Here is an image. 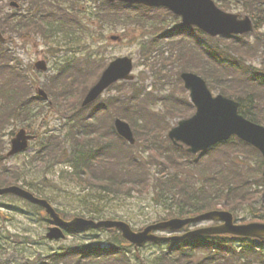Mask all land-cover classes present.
<instances>
[{
	"label": "trees",
	"instance_id": "16d2710c",
	"mask_svg": "<svg viewBox=\"0 0 264 264\" xmlns=\"http://www.w3.org/2000/svg\"><path fill=\"white\" fill-rule=\"evenodd\" d=\"M20 1L30 5L14 29L21 39L38 32L47 38L48 33L53 31L51 20L57 19L56 14L69 19L67 8L61 4L56 9L35 11L34 5H40L43 0ZM77 1L70 3L75 7ZM245 1L264 4V0ZM46 2L51 4L49 0ZM99 9L101 13L95 14L92 24H96V20L101 23L124 22L136 30H143L144 34L150 33L141 42L137 66L146 63L154 77L167 69L172 72L176 69L177 74L181 70H196L209 80L212 87L237 98L246 117L264 124V69L245 65L244 57L255 51L249 47V42L241 41L242 38L232 41L212 39L194 29L197 36L193 38V45L188 37L192 35L191 29L181 24L168 28L166 19L156 18L159 9L107 2H103ZM164 12L172 19L177 18L168 11ZM117 14L119 18L115 16ZM71 21L77 22L78 29H81V19L74 15ZM177 37L182 39L177 40ZM198 48L201 54L206 55L201 67L196 61ZM167 50L169 56H165ZM84 56L82 62L76 59L64 61L55 76L44 82L51 99V104H46L42 97L34 93L36 82L32 67L25 68L17 53L10 51L8 45L0 44V134L9 123L30 126L39 113H43L45 119L58 115L62 122L59 131L44 134L49 139L43 145L44 157L46 160H68L73 169L71 179L106 194L121 193L129 197L134 191L144 194L152 188L155 202L165 207L167 216L193 215L216 209L220 204L236 212L248 204L254 211L252 219L264 221V192H252L255 189L252 182L232 174L227 165L219 164L218 168H214L209 163L198 167L201 164L199 161L194 167L195 180L191 176H178L176 165L182 157L181 150L172 146L166 138L168 126L165 114L174 112L178 118L188 117L194 111L191 104H187L188 108L177 106L170 97L154 96V91L148 92L145 85L132 81L115 86L114 94L87 109L80 108L79 99L104 67L103 62L99 63L92 53ZM75 90L77 93L73 95ZM161 101L165 109L155 110L152 104ZM115 116L131 122L139 143L141 141L144 145L142 150H139V144L134 147L115 144L112 137L115 136L112 123ZM105 122L109 124L108 130H105ZM107 137L108 141L103 143ZM230 144L246 146L239 140ZM1 156L0 162L3 152ZM5 183V176H0V185ZM253 197L256 200L251 201ZM109 233L111 236L108 234L106 240L103 238L107 245L104 247L101 241L94 240L97 244L68 245L60 252L50 255L42 252V255L51 257L52 264H139V260L145 264L140 255H130L131 245L118 230L112 229ZM151 244L161 250L155 254L153 264H264V241L258 239L201 235ZM39 260L31 263H47L46 259L44 262Z\"/></svg>",
	"mask_w": 264,
	"mask_h": 264
},
{
	"label": "rangeland",
	"instance_id": "374dc122",
	"mask_svg": "<svg viewBox=\"0 0 264 264\" xmlns=\"http://www.w3.org/2000/svg\"><path fill=\"white\" fill-rule=\"evenodd\" d=\"M9 1L10 0H0V17L4 16L5 12H12ZM56 1L63 4L68 3V1L65 0ZM77 3L75 15H81L86 19H88L86 14L98 13L100 11L99 6H103L102 0H78ZM232 8L233 12L240 14L244 13L242 5L237 2H233ZM4 18L5 17H2V20L6 23L7 20ZM70 21L71 20H69L68 23H70ZM58 29H56L57 31L55 32H51L48 38H32V40L27 43L26 49L20 48L21 46L17 45V50L21 54L20 56L25 60V63H31L32 69L38 60L45 59L49 64L48 72L50 73L52 68L57 66L59 61H63L66 56L82 55L86 50L90 49V51H92L91 48H96L95 50L101 61L123 55H130L136 61V59H139L140 42L144 38H147V34H144L141 29L136 30L132 28V26L128 27L126 25L115 26L113 23L103 25L98 22L95 27L87 29V32L81 31V34H75L69 30L60 32ZM102 30L104 34L103 38L97 35V32ZM92 31L94 32L95 38L91 35ZM262 31H264V27ZM112 35H123V37L119 41H113L111 39ZM101 43L106 44L102 46ZM254 62L257 65L263 63L264 52H262L259 58L255 59ZM142 68L143 66L138 69L136 68L135 74ZM41 76L42 78H40V80L43 81L44 75ZM33 78L35 79L36 77L33 75ZM113 93L114 91L110 94ZM57 122L58 120L56 117L47 121V119H43L42 116H39L32 121V127L30 128L34 129L32 131L40 130L42 133H46L47 131H58ZM175 122L176 121L173 123ZM19 126H17L16 123L5 125L3 137L0 139L1 142L5 143L4 150L9 149V143L12 137L9 132L14 128V132L17 131L20 128ZM39 146L40 143L38 140L23 154L7 158L5 164L9 166L10 169H17L21 172V178H19L20 184L31 186L35 184L38 185V190L48 195L52 199L53 205L59 208L60 211L71 212L78 216L82 214L86 217L94 215L103 218L114 217L123 219L128 221L136 229L142 228L143 226L145 227L147 224L154 222L166 211L163 205H157L154 202L152 192H148L142 197L135 195L127 197L120 193L113 195L106 194L100 198L98 190L83 184L78 185L71 181V178L68 176L70 173L67 174L64 172L63 175L68 177V179L64 178L61 175V170L66 169L65 163H53L50 165L41 163L39 161L40 155L36 154V150ZM37 157L38 160H35ZM5 178L6 181L10 180L7 176H5ZM46 178L48 181H46ZM254 200L256 199H252L251 201ZM0 202L4 203L0 205V212H7L12 216L7 223H2L3 217H0V237H6L9 233L14 235V241H10V239L7 241V243L14 245L13 252L9 250L11 257L13 258L14 254H17L14 264H25L30 254L34 255L37 250H44L45 252L46 248L47 250L49 248L58 249L63 242H70L73 238V235H71L68 239L66 238L67 240L64 239L63 241H45L43 240V236L47 232V220L42 217L39 211L18 199L14 200L6 196H0ZM253 212L254 211L249 207H244L238 211V219L240 221L247 220L253 216ZM209 224L210 222L205 221L196 225V227ZM26 234L32 236L33 242L31 240L28 242L25 241L24 235ZM163 234H168V232ZM74 237L77 239L83 238L81 235H76ZM0 245L5 248L3 239H0ZM158 251L159 250L155 246H151V244L141 249V253L144 254V259H146L149 264H151V260ZM22 255H24L25 259L21 258ZM6 257H8V255L4 256V258Z\"/></svg>",
	"mask_w": 264,
	"mask_h": 264
},
{
	"label": "water",
	"instance_id": "95a60500",
	"mask_svg": "<svg viewBox=\"0 0 264 264\" xmlns=\"http://www.w3.org/2000/svg\"><path fill=\"white\" fill-rule=\"evenodd\" d=\"M116 1V0H109ZM128 3H142L149 6H165L170 8L176 14L183 17L184 24H195L206 32L217 34L243 33L253 29L252 22L249 17L239 20L237 15L228 14L220 10L212 0H119ZM14 4V3H13ZM115 38V37H113ZM0 39H3L0 30ZM39 69H46L44 61L36 64ZM133 70V60L130 57H120L113 61L104 71L99 82L94 85L88 92L84 105L94 101L104 90H106L113 82L118 79H133L131 75ZM183 79L186 86L192 90V98L197 105L196 114L188 119L179 122V125L172 128L169 136L175 143L183 141L191 146L189 151L198 152L205 149L218 141L228 139L232 134H237L241 138L253 143L259 147L264 153V127L246 120L238 112V103L223 97L222 95L214 98L209 92L205 81L193 73H183ZM46 96L45 92L39 91ZM116 126L119 132L135 142L130 125L116 120ZM32 136L27 135L25 129H21L16 137L12 140L11 154H15L24 150L28 146V140ZM15 192L28 199L40 203L51 214L58 224L68 226L74 229H86L89 227H119L123 230L125 237L143 243L146 240L155 239L151 234L153 229H179L188 222L202 219H218L223 220L224 224L217 227L201 229L192 234L197 233H232L243 236L264 238V223H250L246 225H236L234 217L228 211H211L190 219H172L167 222L158 223L145 229L142 233H134L130 226L122 221H101L94 222L82 218H75L71 222H65L60 215L45 200L35 198L31 193L20 189L19 187H10L0 189V193ZM63 236L58 228L51 229L49 237L59 238Z\"/></svg>",
	"mask_w": 264,
	"mask_h": 264
}]
</instances>
